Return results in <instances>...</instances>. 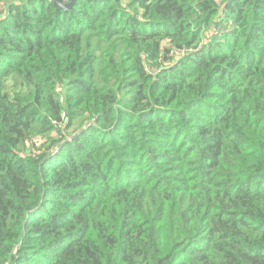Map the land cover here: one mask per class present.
I'll return each mask as SVG.
<instances>
[{
    "label": "trees",
    "instance_id": "obj_1",
    "mask_svg": "<svg viewBox=\"0 0 264 264\" xmlns=\"http://www.w3.org/2000/svg\"><path fill=\"white\" fill-rule=\"evenodd\" d=\"M0 264H264V0H0Z\"/></svg>",
    "mask_w": 264,
    "mask_h": 264
},
{
    "label": "water",
    "instance_id": "obj_2",
    "mask_svg": "<svg viewBox=\"0 0 264 264\" xmlns=\"http://www.w3.org/2000/svg\"><path fill=\"white\" fill-rule=\"evenodd\" d=\"M51 1L55 2L58 5V8H61L63 10L69 9L74 3V0H69L66 2L63 0H51Z\"/></svg>",
    "mask_w": 264,
    "mask_h": 264
},
{
    "label": "built area",
    "instance_id": "obj_3",
    "mask_svg": "<svg viewBox=\"0 0 264 264\" xmlns=\"http://www.w3.org/2000/svg\"><path fill=\"white\" fill-rule=\"evenodd\" d=\"M215 32H216V30H215ZM186 51H188V50H186V49H182L179 53H180V54H183V53H185ZM189 51H191V50H189ZM189 51H188V52H189Z\"/></svg>",
    "mask_w": 264,
    "mask_h": 264
}]
</instances>
